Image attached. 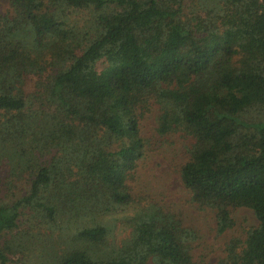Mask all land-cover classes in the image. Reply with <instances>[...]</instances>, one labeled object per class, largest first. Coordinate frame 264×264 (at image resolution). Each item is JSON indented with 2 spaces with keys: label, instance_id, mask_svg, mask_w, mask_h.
I'll use <instances>...</instances> for the list:
<instances>
[{
  "label": "trees",
  "instance_id": "16d2710c",
  "mask_svg": "<svg viewBox=\"0 0 264 264\" xmlns=\"http://www.w3.org/2000/svg\"><path fill=\"white\" fill-rule=\"evenodd\" d=\"M152 104L155 135L188 140L179 178L216 234L237 208L257 220L216 264H264V0H9L0 264H196L197 232L131 193Z\"/></svg>",
  "mask_w": 264,
  "mask_h": 264
},
{
  "label": "rangeland",
  "instance_id": "374dc122",
  "mask_svg": "<svg viewBox=\"0 0 264 264\" xmlns=\"http://www.w3.org/2000/svg\"><path fill=\"white\" fill-rule=\"evenodd\" d=\"M8 1L0 0V16L7 13ZM67 13L69 19L76 21L78 26L88 16V11ZM26 89L28 92L32 91V86L28 85ZM158 115V106L152 104L140 119V134L149 144L138 162L135 177L130 183L131 193L133 196L145 198L144 201H155L165 210L177 214L185 226L192 227L197 232V239L191 250L195 263L216 264L221 256L223 243L233 236L243 237L246 229L257 225V220L250 209L237 208L231 213L235 222L234 227L222 235L216 234L212 210L199 208L192 203L179 178V168L187 159L185 147L188 140L183 139L177 132L158 138L154 132ZM21 182L25 189V181ZM21 182L16 180L19 186L22 185ZM8 199L10 197H5V200ZM30 232L26 246L32 252L49 243L45 230L32 229ZM51 237H56V232Z\"/></svg>",
  "mask_w": 264,
  "mask_h": 264
}]
</instances>
